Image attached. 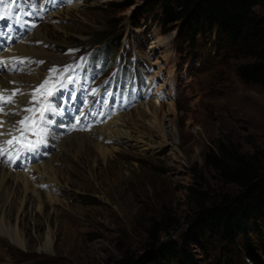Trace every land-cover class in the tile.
Masks as SVG:
<instances>
[{
  "label": "rangeland",
  "instance_id": "obj_1",
  "mask_svg": "<svg viewBox=\"0 0 264 264\" xmlns=\"http://www.w3.org/2000/svg\"><path fill=\"white\" fill-rule=\"evenodd\" d=\"M126 1H130L129 7L116 8V3ZM10 2L8 9L12 11ZM150 2L82 0L71 9L66 0H17L14 5L19 21L25 15L32 28L37 26L28 36H24L25 23H21L23 32L21 27H12L22 35L16 43L29 41L35 49L50 54L56 64L102 48L116 54L113 62L122 58L140 65L146 78L156 81L157 90L160 88L165 96L160 121L168 143L153 152L144 150L133 139L116 142L114 157L108 163L98 157L95 167L94 163L75 164L81 153L90 151L95 157L91 143L81 150L76 145L68 151L50 149V154L58 152L56 166L67 193L61 204L47 206L41 215L24 219L26 238H30L27 249L15 247L8 239L0 241V264H33L30 259H22L28 251L39 257L49 256L39 248L50 224L58 232L60 212H66L68 217L60 234L55 235L51 256L57 261L43 264H114L126 254L137 259L149 256V235L155 222L163 226L172 222L170 234L177 238L188 230V219L200 192H210L216 198L241 192L238 186L218 180L207 162L208 154L224 144L245 154H257L264 162V88L238 78L235 64L221 59L217 36L199 34L196 45H192L186 40L183 22L165 24L149 11ZM37 29H42L46 39L34 35ZM100 32L108 38L93 45L94 35ZM8 37L1 36L0 52L6 51L2 49ZM30 61L34 64L23 68L18 76L33 78L36 73L34 83L49 79L47 69L53 68L52 61L41 56ZM136 107L120 114L133 113ZM149 134L156 143L162 141L161 134L148 129ZM12 222H16L14 216ZM161 235L166 239L169 234ZM251 237L257 256L251 258L241 248L244 262L264 264V243L254 234ZM193 248L202 264H221L223 260L220 250L218 261L214 256L205 258L200 246ZM146 264L160 263L149 256Z\"/></svg>",
  "mask_w": 264,
  "mask_h": 264
},
{
  "label": "trees",
  "instance_id": "obj_2",
  "mask_svg": "<svg viewBox=\"0 0 264 264\" xmlns=\"http://www.w3.org/2000/svg\"><path fill=\"white\" fill-rule=\"evenodd\" d=\"M115 5L124 10L131 3ZM149 7L165 24L183 22L186 40L192 45L199 34L217 36L221 59L235 64L238 78L264 88V0H151ZM103 34L94 35L93 45L108 38ZM207 162L220 182L236 185L241 192L219 198L200 192L188 230L177 238L170 234L172 222L168 226L155 222L149 235V256L160 264H202L195 245L207 259L214 256L219 261L220 250L224 254L221 264H248L241 248L251 258L257 256L251 234L264 243V162L257 154H245L224 144L208 154ZM162 233L169 235L164 239ZM149 256L137 259L126 254L114 264H146Z\"/></svg>",
  "mask_w": 264,
  "mask_h": 264
},
{
  "label": "bare ground",
  "instance_id": "obj_3",
  "mask_svg": "<svg viewBox=\"0 0 264 264\" xmlns=\"http://www.w3.org/2000/svg\"><path fill=\"white\" fill-rule=\"evenodd\" d=\"M81 1L69 0L68 9L77 8ZM5 17L6 0L4 4H0V38L3 35L2 20ZM20 27L21 32H23L24 25L21 24ZM9 35L7 41H5L6 51L0 52V61L5 62L0 63V90H3L0 91V96L3 97V101H0V121L3 122L0 124V133H3V135H0V148L7 149L3 155H0V241L8 239L15 247L27 249L30 238H26L27 233L23 227L24 219L30 217V215L32 217L41 215L47 206L53 208L55 205L61 204L63 195L67 193L66 186L61 182L56 166L58 152L57 154H50L52 152L50 149L56 147L59 150L68 151L71 146L76 145L81 150L85 148L86 144L91 143L96 152L95 157L92 158V154L87 150L89 153H81V156L75 155L77 157L75 164L90 166L94 163L95 167L98 157L106 163L114 157L115 151L118 150L115 146L116 142H129L133 139L142 145L144 150L149 148L154 152L161 149L168 141L160 121V111L163 108V103L160 99L162 92L159 88L157 90L158 95H153L152 98L148 99L152 96L151 93H148L145 104L141 103L134 109L133 113L120 114L104 122L91 132L74 131L76 127L72 126L68 120L66 125L65 118L57 116V126H66L67 133L61 135V131H49L46 135V141L39 144L37 148L28 150L21 147L22 144L31 142L30 131L27 130L28 128H36L34 123L37 119V114L31 113L29 115L24 109L30 107L29 101H32L34 89L38 88L47 78L34 83L37 77L36 73L33 78L24 77L22 79L18 76L19 70L23 68L26 61H30L33 57L41 56L50 61L53 60V57L43 50L35 49L25 39L16 43L17 40L22 38V35L16 34L12 30V25ZM34 35L38 36L39 39L45 38L42 29L35 30ZM20 61H23L22 66ZM52 62L53 64L57 63ZM43 89L38 92H42ZM13 92L16 95H12ZM9 97H11V102H8ZM73 109H67L66 115L70 116ZM25 116H28L29 120L25 121L24 125H20L18 121ZM84 116L85 114L82 119ZM150 118L151 121H149ZM148 129L161 134L162 141L156 143L153 135H148ZM13 137H16L20 143L14 140L12 145H8L6 141ZM107 141H110V144ZM83 155L84 160L81 161ZM13 216L16 219L14 223L12 222ZM67 217L66 212H60L57 215L58 232L50 224L48 231L44 234L46 237L39 249L48 253L49 256L39 257L36 253L28 251L22 259H30V263L33 264L56 262L57 257L51 256L54 252L55 235L60 234L59 230L64 227ZM64 233V235H69L66 232Z\"/></svg>",
  "mask_w": 264,
  "mask_h": 264
},
{
  "label": "snow or ice",
  "instance_id": "obj_4",
  "mask_svg": "<svg viewBox=\"0 0 264 264\" xmlns=\"http://www.w3.org/2000/svg\"><path fill=\"white\" fill-rule=\"evenodd\" d=\"M11 2L14 3L15 0H11ZM4 3H5V0H0V4H4ZM6 7H7V5H6ZM0 63H5V62L0 61ZM20 63H23V61H20ZM50 71H51L53 74H55V73L58 71V69H56V68H52ZM63 71H64V72L70 71V67H66V68H64ZM48 83H49V81H48V80H45L42 84H40V85L38 86V88L34 89V91H33V93H32V98H33V100H35V92H38L40 89H43V88L45 87V85H47ZM0 91H3V90H0ZM12 95H16V93L13 92ZM48 95L50 96V95H52V93L49 92ZM0 101H3V97H2V96H0ZM8 102H11V97H9ZM31 102H32V101H29V103H31ZM45 110H46V111H52V112L55 111L50 105H48L47 108H46ZM24 111H26V112H31V111H33V109H31V108H25ZM27 120H29V117H28V116H25L23 119L19 120L18 123H19L20 125H24V124H25V121H27ZM40 122H45V121H44V113H43V112H41ZM2 123H3V122L0 121V124H2ZM38 123H39V122H38ZM14 127H15V126H14ZM45 132H46V129H45V128H43V127L39 128L40 139H39L38 141L30 142V143H28V144H22L21 147H23V148H27L28 150H33V149L37 148V147L39 146V144L44 143L43 134H44ZM0 135H3V133H0ZM14 140H15L17 143H20V141H19L16 137H13L12 139L7 140L6 143H7L8 145H12L13 142H14ZM6 151H7V149L0 148V155H3Z\"/></svg>",
  "mask_w": 264,
  "mask_h": 264
}]
</instances>
